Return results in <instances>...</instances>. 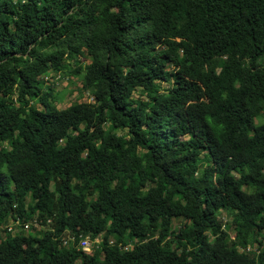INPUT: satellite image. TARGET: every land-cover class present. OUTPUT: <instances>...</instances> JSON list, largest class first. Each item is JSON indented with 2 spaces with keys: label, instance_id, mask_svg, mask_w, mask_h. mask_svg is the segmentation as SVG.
<instances>
[{
  "label": "trees",
  "instance_id": "obj_1",
  "mask_svg": "<svg viewBox=\"0 0 264 264\" xmlns=\"http://www.w3.org/2000/svg\"><path fill=\"white\" fill-rule=\"evenodd\" d=\"M263 119L264 0H0V264H264Z\"/></svg>",
  "mask_w": 264,
  "mask_h": 264
},
{
  "label": "rangeland",
  "instance_id": "obj_2",
  "mask_svg": "<svg viewBox=\"0 0 264 264\" xmlns=\"http://www.w3.org/2000/svg\"><path fill=\"white\" fill-rule=\"evenodd\" d=\"M72 68L67 70L66 72H50L48 75H45L41 77V80L45 81V89L51 88V90L54 92V94L57 97H62L63 100L61 103L57 104L59 109H65L67 107H70L71 105H74L76 103H81V102H90L92 99L90 96L85 93L82 94L81 88L82 84L80 80L77 78H74L73 76L69 75V72L71 71ZM173 82V81H172ZM166 87V84L163 85ZM167 88V87H166ZM141 95V89H138L137 92L134 95V98H144L140 97ZM42 107V106H40ZM261 123H264V119L261 121ZM116 137H126L127 132L123 130H117L115 132ZM205 156L202 155V158ZM54 188V186H52ZM145 188H148L147 185H145ZM220 222H222L223 227L226 228L230 222V219L227 217L225 211L222 212V215L219 218ZM179 220L174 221V227H179L180 225ZM48 229L47 226L43 225L41 222L34 223L31 225L30 232L36 234V235H42L44 232ZM23 234H27L24 232ZM68 238V236H66ZM234 238V233L231 232V235L229 236V239L232 240ZM102 242V236L96 238L95 240H91V247L96 250L99 246V244ZM112 244L116 243L115 240L111 241ZM251 250L253 251H258L260 250L259 245H255L253 247H250ZM249 250V251H251ZM239 251L242 252L244 249L239 248ZM249 252L248 250H246Z\"/></svg>",
  "mask_w": 264,
  "mask_h": 264
},
{
  "label": "built area",
  "instance_id": "obj_3",
  "mask_svg": "<svg viewBox=\"0 0 264 264\" xmlns=\"http://www.w3.org/2000/svg\"><path fill=\"white\" fill-rule=\"evenodd\" d=\"M31 229L30 224H22L20 221H13L9 224L8 226V231L12 232V234H17V233H24V232H29ZM68 238H63L62 239V245L68 247L70 241H74V238L71 237L70 235H67ZM112 244V243H111ZM86 247H91V239L90 237H86L81 239L79 243V248H81L83 251ZM248 251L250 248L247 249Z\"/></svg>",
  "mask_w": 264,
  "mask_h": 264
},
{
  "label": "bare ground",
  "instance_id": "obj_4",
  "mask_svg": "<svg viewBox=\"0 0 264 264\" xmlns=\"http://www.w3.org/2000/svg\"><path fill=\"white\" fill-rule=\"evenodd\" d=\"M84 252L92 253V252H94V249L92 247H86L84 249Z\"/></svg>",
  "mask_w": 264,
  "mask_h": 264
}]
</instances>
